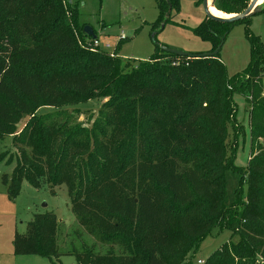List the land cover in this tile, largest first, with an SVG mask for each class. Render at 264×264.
<instances>
[{
  "label": "trees",
  "instance_id": "1",
  "mask_svg": "<svg viewBox=\"0 0 264 264\" xmlns=\"http://www.w3.org/2000/svg\"><path fill=\"white\" fill-rule=\"evenodd\" d=\"M154 1L162 29L180 0ZM249 1L214 0L213 6L230 16ZM66 15L61 0H0V142L11 137L18 153L1 183L11 201L24 181L33 189L47 186L53 196L65 186L77 224L123 254L61 253L60 222L45 213L32 217L25 234L15 233L14 255L50 262L70 255L75 264H191L215 227L238 242L223 244L204 264H263L264 49L248 30L250 18L206 17L193 29L211 44L208 54L217 50L212 57H179L156 47L147 62L125 72L119 45L113 56L80 45ZM237 24L246 27L249 64L229 78L219 51ZM235 94L248 106L246 168L234 165L244 135ZM90 100L104 101L91 128L60 120L62 109ZM45 107L54 112L36 114ZM228 171L239 177L230 203Z\"/></svg>",
  "mask_w": 264,
  "mask_h": 264
},
{
  "label": "rangeland",
  "instance_id": "2",
  "mask_svg": "<svg viewBox=\"0 0 264 264\" xmlns=\"http://www.w3.org/2000/svg\"><path fill=\"white\" fill-rule=\"evenodd\" d=\"M67 9V21L70 23L78 43L88 47L92 41L84 38L82 28L89 26L96 40L104 46L107 44L113 51L119 45L117 56L122 64H126L125 72H130L139 64L147 62L155 53L156 47L169 48L190 55L208 54L212 46L201 41L193 34V29L206 20L203 4L196 5L190 0H180L177 10L171 12V22L157 26L158 9L154 0H61ZM251 1V0H250ZM249 1V3H250ZM259 4L262 6L264 0ZM76 21V26L73 24ZM245 25L237 24L230 28L219 51V59L230 78L246 70L249 64V43L245 34ZM249 32L258 37L264 49V12L250 18ZM119 42H121L119 44ZM233 100L237 106L236 119L244 128V135H239L235 148L234 165L246 168L250 159V141L248 133V106L244 99L235 94ZM103 100H90L72 107L62 109L61 121L68 120L69 125L80 124L91 128L98 118ZM52 108H41L37 115L53 113ZM27 117L17 125L20 131ZM228 146L232 142L231 128L228 127ZM264 150V140H259ZM17 150L12 146L11 137L0 142V264H75L74 257L60 255L52 262L38 256H16L13 253L12 241L15 233L25 234L27 224L34 215L51 213L60 222L57 233L58 248L61 253L81 252L83 248L104 255L112 250L122 255L118 247L102 243L96 236L77 224L71 212L70 198L65 186L54 189V196L47 186L33 189L27 182H22L18 197L11 201L7 198L6 188L1 183L2 176L12 174L15 168ZM239 177L231 172L225 173L226 200H233V192L237 188ZM243 198H246L247 186H242ZM236 244L238 236L230 231L220 232L212 228L209 236L200 244L192 258L191 264L198 260L208 259L223 244ZM71 249V250H70Z\"/></svg>",
  "mask_w": 264,
  "mask_h": 264
},
{
  "label": "water",
  "instance_id": "3",
  "mask_svg": "<svg viewBox=\"0 0 264 264\" xmlns=\"http://www.w3.org/2000/svg\"><path fill=\"white\" fill-rule=\"evenodd\" d=\"M259 1L260 0H251L247 9L244 12H242L241 14L232 15L231 18H219V17H215V16L210 14L209 7L214 8V6H213L214 0H210V2H209V0H202V4H203V8H204L206 17L208 19H211V20H214V21L220 22V23H234V22H237L240 20L251 18L254 15L261 13L264 10V7L262 8L260 6L261 4H258ZM166 2L168 3V0H166ZM83 34L85 36H87L88 38H92V40L96 39V37L93 34V30L89 26H85L83 28ZM160 49L166 54H172V55L179 56V57H189V58H197V57H202V56L212 57L217 53V50H216L212 54H201V55H190L189 54L188 55V54L178 52V51H174V50H171V49L165 48V47H162Z\"/></svg>",
  "mask_w": 264,
  "mask_h": 264
},
{
  "label": "built area",
  "instance_id": "4",
  "mask_svg": "<svg viewBox=\"0 0 264 264\" xmlns=\"http://www.w3.org/2000/svg\"><path fill=\"white\" fill-rule=\"evenodd\" d=\"M87 48H90V49H98V50H101L103 52H107L110 54V56H113V51L110 49V47L105 44L104 46H102L96 39L95 40H92L91 44L88 45ZM205 261L204 260H198L195 264H204ZM264 264V262H262Z\"/></svg>",
  "mask_w": 264,
  "mask_h": 264
},
{
  "label": "bare ground",
  "instance_id": "5",
  "mask_svg": "<svg viewBox=\"0 0 264 264\" xmlns=\"http://www.w3.org/2000/svg\"><path fill=\"white\" fill-rule=\"evenodd\" d=\"M262 0H260L258 2V4L261 2ZM209 12L211 15L215 16V17H219V18H231L232 15L230 16H227L225 14H222L221 12L217 11L216 9L212 8V7H209Z\"/></svg>",
  "mask_w": 264,
  "mask_h": 264
},
{
  "label": "crops",
  "instance_id": "6",
  "mask_svg": "<svg viewBox=\"0 0 264 264\" xmlns=\"http://www.w3.org/2000/svg\"><path fill=\"white\" fill-rule=\"evenodd\" d=\"M209 2H210V0H209ZM223 14V13H222ZM198 55V54H197ZM200 55V54H199Z\"/></svg>",
  "mask_w": 264,
  "mask_h": 264
}]
</instances>
